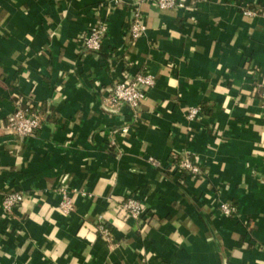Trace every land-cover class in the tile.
Returning <instances> with one entry per match:
<instances>
[{"label": "crops", "instance_id": "crops-1", "mask_svg": "<svg viewBox=\"0 0 264 264\" xmlns=\"http://www.w3.org/2000/svg\"><path fill=\"white\" fill-rule=\"evenodd\" d=\"M133 1L0 0V264H264V0ZM140 73L139 109L111 106ZM16 95L41 115L34 137L8 130ZM184 155L202 175L179 183Z\"/></svg>", "mask_w": 264, "mask_h": 264}, {"label": "built area", "instance_id": "built-area-1", "mask_svg": "<svg viewBox=\"0 0 264 264\" xmlns=\"http://www.w3.org/2000/svg\"><path fill=\"white\" fill-rule=\"evenodd\" d=\"M140 0L133 1V7L136 11L139 7ZM158 7L163 10H171L174 8H184V5L177 0H158ZM245 15H255L253 11H244ZM140 16L136 12V20L131 26V36L133 40H137L142 31ZM107 31L106 23L104 25L96 26L84 33L81 43L88 52L98 53L102 49L105 34ZM154 85V78L146 73L137 74L132 81L121 80L115 83L112 87L107 89L108 102L111 106L126 105L133 110H138L142 102L146 99L149 89ZM261 93V99L264 105V80H262L257 89ZM14 112L8 118V130L11 134L25 139L38 135L42 127V118L29 101L22 100L19 96ZM200 115V109H193L190 113V119H194ZM177 157L172 158V171L177 176L179 183H184V173L191 176L202 175L200 167L188 155L180 157L178 163H173ZM22 194H8L4 197L3 207L10 213L18 207L23 201ZM123 208L126 211L128 219L140 221L143 217V209L141 204L132 198H129L124 204ZM221 211L226 216H231L236 213V207L233 204H222ZM106 232V231H105Z\"/></svg>", "mask_w": 264, "mask_h": 264}, {"label": "trees", "instance_id": "trees-1", "mask_svg": "<svg viewBox=\"0 0 264 264\" xmlns=\"http://www.w3.org/2000/svg\"><path fill=\"white\" fill-rule=\"evenodd\" d=\"M178 162H179V159H176V160L173 161V163H178ZM169 174L174 175L173 171H169ZM184 176L187 177V176H189V174L188 173H184Z\"/></svg>", "mask_w": 264, "mask_h": 264}]
</instances>
